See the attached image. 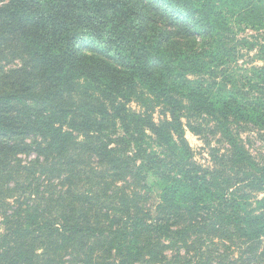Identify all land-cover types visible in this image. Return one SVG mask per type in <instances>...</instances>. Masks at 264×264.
<instances>
[{
    "label": "trees",
    "instance_id": "16d2710c",
    "mask_svg": "<svg viewBox=\"0 0 264 264\" xmlns=\"http://www.w3.org/2000/svg\"><path fill=\"white\" fill-rule=\"evenodd\" d=\"M252 133L264 0H0V264H264Z\"/></svg>",
    "mask_w": 264,
    "mask_h": 264
},
{
    "label": "rangeland",
    "instance_id": "374dc122",
    "mask_svg": "<svg viewBox=\"0 0 264 264\" xmlns=\"http://www.w3.org/2000/svg\"><path fill=\"white\" fill-rule=\"evenodd\" d=\"M247 133L243 134V136L247 137ZM186 136L191 144V146L194 148L196 151L197 155L196 158L203 163H208L209 161V155H208V150L205 147L203 141L194 133L190 132L187 130ZM251 150L254 153L260 152L261 154L264 155V141L260 140L257 138L256 134L252 133L251 135ZM213 143L216 144V139H213Z\"/></svg>",
    "mask_w": 264,
    "mask_h": 264
}]
</instances>
